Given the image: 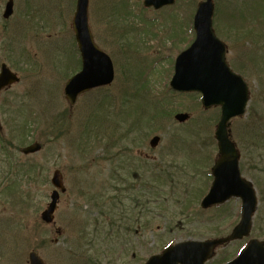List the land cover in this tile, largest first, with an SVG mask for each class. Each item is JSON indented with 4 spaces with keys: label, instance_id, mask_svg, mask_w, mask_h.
Instances as JSON below:
<instances>
[{
    "label": "rangeland",
    "instance_id": "1",
    "mask_svg": "<svg viewBox=\"0 0 264 264\" xmlns=\"http://www.w3.org/2000/svg\"><path fill=\"white\" fill-rule=\"evenodd\" d=\"M6 1L0 0V63L15 71L20 81L0 94V264H28L27 254L32 249L46 264H144L148 256L168 244L229 232L231 222L239 219V199L232 198L219 208L199 210V202L211 182L209 169L217 152L212 136L218 109L202 110L198 95L173 93L168 86L174 58L187 46L182 39H190L191 16L200 0H175L173 5L156 11L145 9L142 0H89V26L96 43L112 59L115 78L110 87L79 96L71 109L63 86L79 70L70 26L76 0H13V13L4 19ZM213 1L215 31L230 48L236 43L233 37L241 36L231 33L234 28L243 29L240 32L254 28L264 35V19L255 27L250 25L258 22H251L252 10H264V0ZM245 21L249 23L242 25ZM231 22L236 24L234 28ZM262 38L255 36L254 43ZM241 51L228 50L226 59L249 84L250 105L259 117L250 126L262 128L258 137L253 136L263 141L264 97L259 98L257 92L264 90V55L257 54L260 59L250 60V64L255 62L250 73V66L247 69L238 59L247 55L243 44ZM261 68L262 72L258 70ZM258 76L263 80H258ZM143 77L148 80V94L144 97L156 99L166 109V115L159 129H138L127 139L122 134V129L127 128L126 116L115 118L111 114L115 106L111 104L117 103L120 93L130 91ZM144 88L143 84L137 87ZM5 100H10L11 110L18 113L10 120L4 113ZM103 100H108L107 105L105 101L103 105ZM101 107L106 112L103 119L116 122L112 138H121L110 149L106 147L107 134L102 137L103 131L98 133L95 125H88ZM180 111L189 112L191 119L176 122L173 114ZM249 123L245 117L236 118L230 129L241 145V173L252 181L257 192L253 228L248 237L220 247L206 264L234 257L251 237L264 239V146L256 138L254 150L246 146ZM54 124L57 125L52 131ZM60 128L62 131L56 134ZM190 128L197 133L195 136ZM155 133L161 139L151 149L148 141ZM175 134L180 138L173 139ZM33 141L44 146L36 153L22 154L20 149ZM152 163H157L154 170L158 173L151 172ZM55 169L62 172L66 192L60 195L54 224L46 225L40 212L49 201L53 189L50 178ZM114 171L117 179H112ZM157 174H163L160 182L155 179ZM123 179L132 182L133 187L115 192L114 185ZM135 182H140L136 189ZM103 192L107 197L118 194L116 199L122 205L116 206L125 210L131 207V196L140 200L142 205L134 206L132 217L126 211L123 221H117L118 225H128L129 230L120 225L112 234L103 222V211L108 212L109 208L87 198L103 199ZM118 212L119 209L112 216ZM135 214L138 219L133 218ZM56 229L61 230V235H56Z\"/></svg>",
    "mask_w": 264,
    "mask_h": 264
},
{
    "label": "water",
    "instance_id": "2",
    "mask_svg": "<svg viewBox=\"0 0 264 264\" xmlns=\"http://www.w3.org/2000/svg\"><path fill=\"white\" fill-rule=\"evenodd\" d=\"M173 2L174 0H144L143 4L159 8ZM87 3L88 0H77L72 19L82 65L81 70L73 75L64 87V94L70 105L79 94L94 87L110 84L113 80V65L109 56L93 41L87 23ZM12 5V0H9L4 17L11 14ZM213 9L212 0H203L198 4L193 20L195 39L176 57L170 85L178 91L200 92L204 108L212 105L221 106V116L215 130L218 158L211 169L214 179L201 201V206L206 208L224 202L231 196L240 197L242 202L240 221L228 236L168 246L161 254L151 256L145 264H203L213 255L215 247L246 236L251 229L252 215L257 204L256 195L252 184L240 176L238 152L228 133L229 119L244 112L247 87L241 77L234 74L225 62V46L216 37L212 28ZM16 81L18 77L3 64L0 72V89ZM188 117L186 113L175 115L180 122L187 120ZM158 141L157 136L153 137L150 141L151 146H156ZM40 148L39 143H33L23 148L22 152L33 153ZM51 182L56 189L51 192V200L41 213V219L46 223L53 221L59 191H65L59 170L54 171ZM28 261L29 264H44L34 251L29 252ZM226 264H264V241L251 239L239 255Z\"/></svg>",
    "mask_w": 264,
    "mask_h": 264
},
{
    "label": "trees",
    "instance_id": "3",
    "mask_svg": "<svg viewBox=\"0 0 264 264\" xmlns=\"http://www.w3.org/2000/svg\"><path fill=\"white\" fill-rule=\"evenodd\" d=\"M107 96L108 95H106V97ZM134 101L135 100H133V97H129L127 99H123L122 107H121L122 109L117 111V116L115 118L118 117L120 119L124 115L130 116L131 117V121L128 124V127L130 129H135L136 130V128L142 129L143 127L144 128H150L153 131L159 129V124L158 123H159L160 119H162L163 116L166 115L165 111L162 110V111L158 112V110H156V108H154V111L152 113H150V114H147V117H146L145 113H143V109H141L140 113H139ZM131 113H134L133 114L134 117L131 115ZM105 114H106V112H105V110L103 108V116L100 115L99 113L98 114L97 113L94 114L92 116V118H94L93 121L89 122L88 125L90 123H92V126L95 125L96 126V130H97L96 132H98V133H99V131H103L101 133V135H103V137H104L105 134H107L106 137H109V139L106 142V146H108V145L114 144V142H115L112 139V136H113V134L116 131V129H115L116 122L114 121V123H113V122H108L107 120L105 121V119H103ZM56 120H58V119H56ZM143 123H145L144 126H143ZM56 125L55 124L52 125V127H51L52 131H53V129H55ZM61 131L62 130L60 128L59 130L56 131V134L60 133ZM53 133H55V132H53Z\"/></svg>",
    "mask_w": 264,
    "mask_h": 264
},
{
    "label": "flooded vegetation",
    "instance_id": "4",
    "mask_svg": "<svg viewBox=\"0 0 264 264\" xmlns=\"http://www.w3.org/2000/svg\"><path fill=\"white\" fill-rule=\"evenodd\" d=\"M258 114L256 111H253V109H250V110H248V112H247V116H250V115H252V114ZM249 143H251L252 144V139L250 138V141H249Z\"/></svg>",
    "mask_w": 264,
    "mask_h": 264
}]
</instances>
